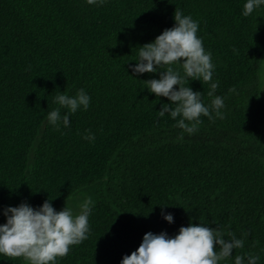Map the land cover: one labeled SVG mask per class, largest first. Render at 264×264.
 I'll return each instance as SVG.
<instances>
[{"label": "trees", "instance_id": "16d2710c", "mask_svg": "<svg viewBox=\"0 0 264 264\" xmlns=\"http://www.w3.org/2000/svg\"><path fill=\"white\" fill-rule=\"evenodd\" d=\"M221 5L217 0H107L102 7L84 0H0V39L22 40L62 75L21 155L0 169V219L6 206L28 203L35 208L49 200L47 182L58 160L73 158L89 143L82 139L86 130L95 139L110 131L113 141L102 170L51 200L57 211L79 197L93 201L87 239L71 246L57 264H120L146 233L174 236L190 222L220 228L225 239L229 232L244 239L243 248L218 264H234L235 255L246 253L258 255V264H264V100L259 83L264 6L245 17L249 44L242 54L227 52L219 43L230 37L225 28L202 41L215 65L214 95L224 100L223 119L201 116L198 130L183 138L172 119L139 125L171 102L157 100L144 88V81L159 79V73L131 77L135 49L165 30L154 17L186 7L211 13ZM111 8H121L138 22L113 29L95 43L85 42L69 26L68 16L95 22ZM185 86L199 91L210 105L209 83L191 80ZM20 88L0 76V108ZM79 89L91 97L89 108L70 117V127L54 130L46 120L57 107L54 97L63 91L75 95ZM162 209L173 215V223L163 218ZM0 264L26 261L0 256Z\"/></svg>", "mask_w": 264, "mask_h": 264}, {"label": "clouds", "instance_id": "9594fccd", "mask_svg": "<svg viewBox=\"0 0 264 264\" xmlns=\"http://www.w3.org/2000/svg\"><path fill=\"white\" fill-rule=\"evenodd\" d=\"M84 2L102 7L107 0ZM262 6L264 0H246L241 14L248 17ZM173 19V27L165 29L153 42L135 49L136 58L130 61L136 63L130 65V70L132 78L144 73H159V79L144 81V88L154 93L157 100L165 97L171 102L162 104L159 116L164 117L167 113L176 121L175 127L182 130L180 138H183L184 133L191 135L198 130L201 116L209 120L223 119L221 109L224 108V100L214 95L218 87L213 81L215 65L211 52L205 50L202 39L197 35L199 22L177 8ZM191 80L210 84L208 96L213 97L210 105L202 102L199 91L185 86V81ZM177 85L178 89L174 87ZM90 100L84 89L77 90L75 95H68L64 91L57 94L53 99L57 107L46 116L48 124L56 131L70 127V117L78 110L86 111ZM82 139L93 142L95 135L86 130ZM92 210L90 197L83 199L78 211L67 205L57 211L51 199L35 208L28 203L6 206L3 209L6 222L0 224V256L23 258L26 264H57V259L66 256L71 246L87 239ZM161 214L167 222H174L171 213L165 214L162 209ZM243 247L244 239L237 238L235 233L229 232L225 239L220 228L190 222L188 226L180 227L174 236L166 232L146 233L138 249L131 255H125L120 264H218L232 257L233 250ZM259 259L258 255L247 253L235 255L234 264H258Z\"/></svg>", "mask_w": 264, "mask_h": 264}, {"label": "rangeland", "instance_id": "374dc122", "mask_svg": "<svg viewBox=\"0 0 264 264\" xmlns=\"http://www.w3.org/2000/svg\"><path fill=\"white\" fill-rule=\"evenodd\" d=\"M217 1L222 5L211 13L199 7L197 10H189V7H186L182 12L199 22L197 35L202 41L218 29L225 28L230 37L224 42L220 40L219 43L227 52L242 54L249 44L244 28L245 17L241 14L246 0ZM173 17L174 14H167L154 17L153 21L168 29L175 23ZM99 19L87 22L68 16L69 26L87 43H95L113 29L138 22L133 15L123 13L121 8H111ZM0 76L21 85L15 95L0 108V169H4L12 166L21 155L37 116L58 87L62 75L48 58L40 56L31 48H25L22 40L9 38L0 39ZM259 83L260 88L262 85L261 95L264 100V65L262 71L260 70ZM166 120H171L167 113L164 117L156 113L141 119L139 125L147 126ZM112 141L113 135L109 131L83 146L73 158L58 160L47 182L50 199L54 200L71 186L98 174L102 170L106 152ZM81 202L79 197L68 206L78 211ZM5 222L6 217L0 219V224Z\"/></svg>", "mask_w": 264, "mask_h": 264}]
</instances>
